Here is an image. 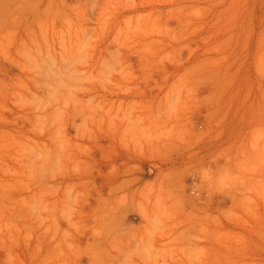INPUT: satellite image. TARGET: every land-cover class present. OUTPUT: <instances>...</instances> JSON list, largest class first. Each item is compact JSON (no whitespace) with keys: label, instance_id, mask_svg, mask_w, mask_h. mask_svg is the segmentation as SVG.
I'll list each match as a JSON object with an SVG mask.
<instances>
[{"label":"rangeland","instance_id":"1","mask_svg":"<svg viewBox=\"0 0 264 264\" xmlns=\"http://www.w3.org/2000/svg\"><path fill=\"white\" fill-rule=\"evenodd\" d=\"M0 264H264V0H0Z\"/></svg>","mask_w":264,"mask_h":264}]
</instances>
